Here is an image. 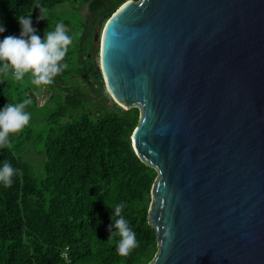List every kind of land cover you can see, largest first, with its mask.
Wrapping results in <instances>:
<instances>
[{"label": "water", "instance_id": "water-1", "mask_svg": "<svg viewBox=\"0 0 264 264\" xmlns=\"http://www.w3.org/2000/svg\"><path fill=\"white\" fill-rule=\"evenodd\" d=\"M98 41L157 174L149 264H264V0H126Z\"/></svg>", "mask_w": 264, "mask_h": 264}, {"label": "trees", "instance_id": "trees-1", "mask_svg": "<svg viewBox=\"0 0 264 264\" xmlns=\"http://www.w3.org/2000/svg\"><path fill=\"white\" fill-rule=\"evenodd\" d=\"M64 1L0 0V24L6 36H18L15 16L31 15L33 25L38 5L49 14ZM73 1L88 4L93 22L83 18L82 41L62 61L68 67L53 83L40 85L39 91L28 88L23 97L32 101L25 109L31 117L51 108L45 111L46 124L36 137L26 128L17 132L14 144L9 140L0 148V163L8 161L19 170L10 187L0 184V264H149L158 252L155 232L147 224L157 174L132 148L139 110L108 106L111 98L92 56L95 23L109 20L126 0ZM44 27L42 22L35 26L36 34L43 37ZM4 75L0 108L23 100L5 90ZM32 142L43 151L40 175L24 160ZM120 202L137 240L125 256L116 252L118 238L108 239L115 231L110 208Z\"/></svg>", "mask_w": 264, "mask_h": 264}, {"label": "clouds", "instance_id": "clouds-1", "mask_svg": "<svg viewBox=\"0 0 264 264\" xmlns=\"http://www.w3.org/2000/svg\"><path fill=\"white\" fill-rule=\"evenodd\" d=\"M37 20H47L48 10L43 5H38ZM18 22L20 32L18 36L8 35L0 39V73L8 74L14 80L20 81L26 74H30L31 83L36 86L49 85L53 78L68 67L62 63L68 46L72 44V37L67 33L63 23L57 22L54 30L44 31L43 37L37 35V30L32 26L31 15H20L14 17ZM6 31L0 24V34ZM30 99H24L16 103H7L0 108V148L9 145L10 134L22 130L30 121V113L26 106L30 105ZM10 162L0 163V184L10 187L13 183L12 177L18 174ZM123 202L116 203L111 209L110 218L113 224L110 229L115 231L109 233L108 239L116 240V252L125 256L137 246L136 233L129 227L124 218Z\"/></svg>", "mask_w": 264, "mask_h": 264}, {"label": "rangeland", "instance_id": "rangeland-1", "mask_svg": "<svg viewBox=\"0 0 264 264\" xmlns=\"http://www.w3.org/2000/svg\"><path fill=\"white\" fill-rule=\"evenodd\" d=\"M83 18H84V20H87L89 23L93 22L92 21V15L88 10V4L83 5V4H81L80 1L75 2L73 0H66L61 5L55 6L53 11L48 14V17H47L48 21H46V23L44 20L38 21L36 19L33 22L32 26L34 28L38 24L40 25L42 22V25H45V27L39 33L40 34L42 33V36H43L45 29H46V31L54 30L57 22L63 23L66 27L67 33L72 37L73 42L71 45L68 46V51H72V48H75L77 43H78V41L76 39L78 37L77 35L81 34V32H83V31H85V29L87 27V24L83 27V23H82ZM107 21L108 20H105V21L99 20L95 23V30L93 32L94 33L93 34L94 52H93L92 56L96 60V62L99 59V41L94 42V36L96 34H101V32L103 31V28H104ZM4 82H5V90L8 93H10L14 99H18L19 96H21L23 99V97L27 96L26 90L28 88L36 89L37 91H39V89L41 87V86L33 85L31 83L30 74H26L22 80L16 81L11 76V73H8V74L4 75ZM16 88H17V90H15ZM37 95H38V99L42 100L41 92H38ZM95 95H96V93H95ZM111 102L112 101H110L109 104H111ZM88 105L92 106L93 104L90 103ZM46 109L50 110L51 108H46ZM46 109L44 111H40V112L35 113L32 117L30 116L29 123L22 130H20L21 133L24 131V129L30 128L31 131H33V135L35 137L37 136V133L40 134L42 129H43V125L46 124V121H45V118L47 117V114H45ZM16 134L17 133L10 134L11 144H14L17 141V135ZM26 151H27V154H26L24 160L32 163L33 166H36L35 172L37 175L38 174L40 175L42 163H41L40 167H37V166L41 162V158H42V161L44 159L43 151L40 148V145H35V143L32 142L31 144H29L26 147Z\"/></svg>", "mask_w": 264, "mask_h": 264}, {"label": "flooded vegetation", "instance_id": "flooded-vegetation-1", "mask_svg": "<svg viewBox=\"0 0 264 264\" xmlns=\"http://www.w3.org/2000/svg\"><path fill=\"white\" fill-rule=\"evenodd\" d=\"M135 1H138V0H135ZM78 37L76 38L77 39V41H78V43L77 44H80L81 43V41H82V32H81V34H78L77 35ZM94 59V58H93ZM95 60V59H94Z\"/></svg>", "mask_w": 264, "mask_h": 264}, {"label": "built area", "instance_id": "built-area-1", "mask_svg": "<svg viewBox=\"0 0 264 264\" xmlns=\"http://www.w3.org/2000/svg\"><path fill=\"white\" fill-rule=\"evenodd\" d=\"M5 33H6V32H4L3 34H0V39H3V37L6 36ZM64 258H66L65 255H64Z\"/></svg>", "mask_w": 264, "mask_h": 264}]
</instances>
